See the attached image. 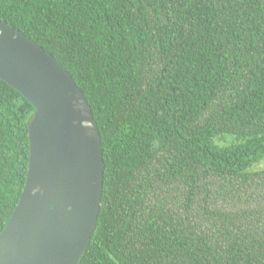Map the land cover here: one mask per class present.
I'll return each mask as SVG.
<instances>
[{"label": "trees", "instance_id": "trees-1", "mask_svg": "<svg viewBox=\"0 0 264 264\" xmlns=\"http://www.w3.org/2000/svg\"><path fill=\"white\" fill-rule=\"evenodd\" d=\"M0 20L63 65L99 131L78 264H264V0H0ZM34 111L0 79V233Z\"/></svg>", "mask_w": 264, "mask_h": 264}, {"label": "water", "instance_id": "water-1", "mask_svg": "<svg viewBox=\"0 0 264 264\" xmlns=\"http://www.w3.org/2000/svg\"><path fill=\"white\" fill-rule=\"evenodd\" d=\"M0 79L35 108L25 183L0 233V264H78L95 228L103 185L91 108L52 54L2 20Z\"/></svg>", "mask_w": 264, "mask_h": 264}, {"label": "rangeland", "instance_id": "rangeland-1", "mask_svg": "<svg viewBox=\"0 0 264 264\" xmlns=\"http://www.w3.org/2000/svg\"><path fill=\"white\" fill-rule=\"evenodd\" d=\"M227 140L226 142H228ZM264 169V158L261 159L258 163L254 164L251 170H261Z\"/></svg>", "mask_w": 264, "mask_h": 264}]
</instances>
